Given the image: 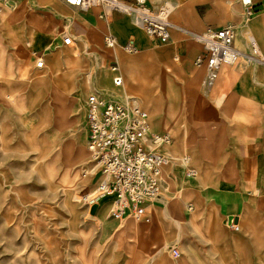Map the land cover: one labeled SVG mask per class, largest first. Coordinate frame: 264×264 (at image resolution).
<instances>
[{"label":"crops","instance_id":"obj_1","mask_svg":"<svg viewBox=\"0 0 264 264\" xmlns=\"http://www.w3.org/2000/svg\"><path fill=\"white\" fill-rule=\"evenodd\" d=\"M250 2L253 12L247 16L242 0H145L151 8L168 11L170 39L164 43L151 38L132 14L100 6L33 0L30 10L10 9L0 16V78L25 130L36 126L35 111L39 127L49 122L42 102L48 88L25 78L39 57L43 64L69 69L59 77L61 85L71 82L70 69L77 72L101 58L113 85L108 91L134 97L153 119L168 90L165 80L181 83L186 125L175 127L174 135L159 132L172 136L166 146L171 155L184 152L186 180L172 164L164 166L161 194L146 204L149 220L133 219L134 225L124 218L127 226L119 227V234L128 239L135 264H264V0ZM44 4L67 14L71 44L51 34L59 26L53 18L50 33L38 30L44 19L32 7ZM227 24L236 29L237 58L208 79L205 68L194 64L203 50L197 34ZM109 34L116 46H105ZM127 42L137 48L132 54L122 50ZM114 63L122 78L119 86L112 82ZM90 80L88 74L80 88L85 90ZM189 168L195 171L192 177L185 175ZM98 202L94 213L103 207L99 215L104 218L110 199Z\"/></svg>","mask_w":264,"mask_h":264},{"label":"rangeland","instance_id":"obj_2","mask_svg":"<svg viewBox=\"0 0 264 264\" xmlns=\"http://www.w3.org/2000/svg\"><path fill=\"white\" fill-rule=\"evenodd\" d=\"M32 1L8 0L0 16L19 8L30 10ZM53 1L55 6H61L60 0ZM44 5L32 7L44 19L38 30L50 33L47 26L53 18L59 26L51 34L64 44L63 36L69 35L67 14ZM45 36L52 44L51 35ZM235 46L238 47L236 43ZM65 69L69 70L65 66L53 68L43 64L26 74V80L35 79L48 88L42 102L43 115L49 117V122L39 127L35 111L38 122L31 130H25L19 123L7 97L9 91L4 90V80L0 78V264H135L128 239L119 234V227L127 226L126 220H111L110 209L100 218L103 207L96 214L91 213V194L97 195L93 176L96 167L87 149L84 123L89 92L123 99L107 93L113 85L108 78L107 63L101 58L77 72L76 68L70 69L68 78L72 83L61 85L58 79ZM88 74L90 85L83 90L80 82ZM165 84L168 90L162 93L159 114L154 119L148 115V120L152 131L164 130L174 135L175 127L186 125V111L181 105L184 89L178 81L166 79ZM165 148L167 165L172 164L178 177L186 180L182 174L184 152L170 155ZM127 220L135 225L133 219Z\"/></svg>","mask_w":264,"mask_h":264},{"label":"built area","instance_id":"obj_3","mask_svg":"<svg viewBox=\"0 0 264 264\" xmlns=\"http://www.w3.org/2000/svg\"><path fill=\"white\" fill-rule=\"evenodd\" d=\"M8 0H0V12ZM78 8L100 6L108 11L132 14L138 26L154 40L161 43L170 39L168 11L151 8L145 0H62ZM246 15L252 12L251 2L242 0ZM236 29L227 24L222 27L207 26L197 34L203 50L194 60L197 67L206 70L207 78L213 79L224 64H232L237 58L233 46ZM63 43H72L71 36H64ZM106 47H113V35L104 37ZM128 52L137 48L131 42L123 45ZM43 65L42 57L36 66ZM112 82L119 86L122 78L119 66H110ZM84 123L87 130V149L96 170L94 190L96 196L113 194L110 217L115 220L132 218L148 221L146 204L161 194V171L169 163L163 148L170 145L172 136L168 132L152 131L147 112L125 101L114 100L98 91H91L85 99ZM185 175L192 177L195 171L189 168ZM235 230L238 226L232 225ZM177 256L178 252L172 250Z\"/></svg>","mask_w":264,"mask_h":264},{"label":"bare ground","instance_id":"obj_4","mask_svg":"<svg viewBox=\"0 0 264 264\" xmlns=\"http://www.w3.org/2000/svg\"><path fill=\"white\" fill-rule=\"evenodd\" d=\"M244 1H248V0H244ZM250 1V0H249ZM116 46V45H115ZM107 93L110 95V96H113L111 94L110 91L107 90ZM114 97V96H113ZM119 99H123V101L129 103L130 105H136L140 108H142L139 104V102L137 101V99H135L134 97H130V96H123ZM143 109V108H142ZM44 110V109H43ZM46 111V110H45ZM46 114V112H45ZM148 114V113H147ZM50 115V114H49ZM149 115V114H148ZM49 118V117H48ZM168 148V147H167ZM165 148L166 150V153L170 154V152H168L169 150ZM171 155V154H170ZM90 195H88L87 197H85V199H87ZM105 198H109L110 199V202H111V206H112V200H113V194H101V195H98L96 197L93 196V194H91V203L94 204V202H98V200H104ZM99 203V202H98ZM92 207V206H91Z\"/></svg>","mask_w":264,"mask_h":264},{"label":"water","instance_id":"obj_5","mask_svg":"<svg viewBox=\"0 0 264 264\" xmlns=\"http://www.w3.org/2000/svg\"><path fill=\"white\" fill-rule=\"evenodd\" d=\"M96 207H97V204L94 203V204L92 205V207H91V213H93V212L95 211Z\"/></svg>","mask_w":264,"mask_h":264}]
</instances>
